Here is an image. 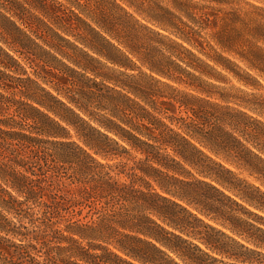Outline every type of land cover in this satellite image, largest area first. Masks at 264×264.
<instances>
[{"label":"clouds","instance_id":"obj_1","mask_svg":"<svg viewBox=\"0 0 264 264\" xmlns=\"http://www.w3.org/2000/svg\"><path fill=\"white\" fill-rule=\"evenodd\" d=\"M25 8L51 39L28 20L23 39L0 34V243L15 241L18 264H100L106 253L110 264H193L185 247L203 264H264V0H28ZM0 15H9L5 0ZM217 15L225 21L220 31L207 19ZM39 56L71 78L51 79ZM153 96L196 104L203 114L198 122L174 115L176 107ZM137 116L151 117L159 136ZM25 140L43 157L74 161V179L93 185L103 205L85 215L56 211L41 197L59 184L36 179L43 157L28 155ZM211 181L229 195L216 196ZM41 183L47 187L31 192ZM173 201L183 203L174 206L187 213L184 223L161 215ZM157 218L169 228L166 240L143 227H158ZM126 241L150 244L153 255Z\"/></svg>","mask_w":264,"mask_h":264},{"label":"trees","instance_id":"obj_2","mask_svg":"<svg viewBox=\"0 0 264 264\" xmlns=\"http://www.w3.org/2000/svg\"><path fill=\"white\" fill-rule=\"evenodd\" d=\"M28 4V0H5L6 5V11L9 12V15L7 17H4L0 15V34L15 36L17 39H23L21 37L20 33L23 32V28L28 27V24L25 23L26 20H28L31 23V29L30 30H36L39 31L42 35H45L46 38L51 39L45 31V29L38 24L36 20H31L29 18L28 10L25 8V5ZM30 7V6H29ZM213 16L207 17V19L211 22L210 19ZM19 21V23H17ZM66 23L70 24L74 29L83 32V26L78 23L77 20L71 19L66 21ZM19 30V31H18ZM90 39H95L94 34H92ZM105 38L107 39V36L105 35ZM97 46H99V43H97ZM30 51V50H29ZM67 51V49H65ZM50 57L45 56H39L37 57V63L43 65L44 70L50 74V78L53 80H56L59 77L64 78H71L68 77L66 73H61L57 71V69L53 68L51 64L49 63ZM114 59H119V57H114ZM129 59H131V56H129ZM84 61L82 60L81 63ZM19 63V61H17ZM29 88H31V85H29ZM153 100H156L158 103L163 102L165 104H171L173 107H176L178 111L176 113H173L174 115H178L180 117L190 116L193 117L194 121L198 122V118L196 116L197 112H200L203 114L202 109L196 104L191 105H182L178 104L177 101H171L167 97H152ZM49 103H52L54 107H59L55 104L54 101H52L49 98ZM26 107V106H25ZM120 107L124 109L125 111H133V109H130L126 104L120 103ZM35 115V113H34ZM38 119H42V117H37ZM135 122L137 125H141L145 129H150L151 133L153 135L159 136L160 129L155 121L151 119V117L148 116H137L135 117ZM175 129L174 125H170ZM44 127H47V123L45 122ZM21 135H26L25 133H21ZM124 135H126L134 144H140L139 137L136 135V130L134 129L132 132H128L126 129L124 130ZM95 140V137H93ZM186 139L189 140L190 143H195L194 141H191L190 137H186ZM9 142H16L13 139V136L8 137ZM25 145V150L28 155H31L33 152H35L38 156L43 157V153H40L37 146L34 143H31L28 140H25L22 142ZM181 149L185 152L186 155H188L192 159H196L197 157L192 154V150L190 148L185 147L183 144L179 145ZM197 148L200 149V151L204 152L206 155H208L207 150L204 149L201 145L196 144ZM3 146H0L2 148ZM144 147L148 152H151L152 149L147 146L146 142L144 144ZM3 151H7V149H3ZM215 159L216 157H212ZM217 163H221L218 162ZM41 167L40 169H35V172L42 173V175H38L36 177L37 180L47 181L49 178L54 177V184H59V189L54 188L51 193H45L41 198L45 200L48 204L55 206L56 211L58 212H75L77 215H85L87 214L92 206L94 205L96 208H100L104 203V198L100 196V193L97 189L94 188L91 184L82 183L78 178L74 179L75 176V169L76 164L74 161H68V160H59L56 161L55 159L51 157H43L40 160ZM52 165L53 168L60 169L58 173L51 171L49 169V165ZM224 168H228L223 164ZM152 170L149 169V172ZM169 172L172 171L171 168L168 169ZM146 176H148V182L152 184L154 189H158V185H156L153 181L151 176L148 173H145ZM209 178H204V182L207 183ZM20 183H24V181H20ZM212 188L216 189V196H219L220 192L222 191L225 196H228L229 193L227 189L223 187V185H217L215 181H211ZM47 183H41L39 186H36L33 184L31 186V192L34 193H40L42 188H46ZM191 191V189H189ZM203 191V189L197 188L196 190V198L203 200L204 197L199 196V192ZM49 195L54 197V199H49ZM214 194L211 189L207 190V196L212 197ZM100 196L99 199L97 197ZM158 197H162L163 200L167 201L168 196L165 193L157 192ZM179 203L180 207H183L182 202L173 201V206H167V205H161L160 206V213L161 215L169 218L170 220L177 222V223H184L187 220V213L184 215H180L177 213L175 204ZM71 205V206H69ZM188 212H191L193 216H196L197 219H201V217L196 213L195 209L189 208L187 210ZM55 219V217H53ZM159 226L157 227L155 224H145L143 227L147 230H151L156 235L159 236L160 240H166L168 239V232L169 228L165 225L163 220H159ZM204 223H209L207 217H203ZM214 225V222H213ZM182 239V237H181ZM213 243H217L218 241H215L214 237L211 238ZM127 244L134 247L136 251L142 255V256H151L153 255V246L150 244H143V243H136L134 241H126ZM159 243V240H157V244ZM196 249L199 248V244L195 246ZM18 248L15 247V241H11L10 243H0V258L5 262V264H18L19 256H18ZM184 255H186L190 260L193 261V264H203V261L196 256V251L194 248L191 247H185L183 249ZM224 255H228V253H224ZM33 261L35 260V257H32ZM111 260V254L106 253L103 261L100 262V264H110ZM123 264V262H122Z\"/></svg>","mask_w":264,"mask_h":264},{"label":"rangeland","instance_id":"obj_3","mask_svg":"<svg viewBox=\"0 0 264 264\" xmlns=\"http://www.w3.org/2000/svg\"><path fill=\"white\" fill-rule=\"evenodd\" d=\"M211 20L213 19L216 22V29L215 31H220V29L223 27L225 21H224V17L222 15H217V16H213L210 18ZM212 20V21H213ZM239 46V45H238ZM217 53L219 55H223L226 58H231L234 62L237 60V57L230 51H228L227 49L223 48V47H217ZM217 159L218 162H221ZM222 163V162H221ZM226 167L230 168L231 166L228 165L227 163H223Z\"/></svg>","mask_w":264,"mask_h":264}]
</instances>
